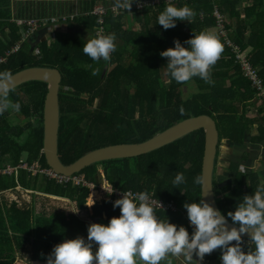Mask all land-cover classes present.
<instances>
[{
	"label": "trees",
	"instance_id": "obj_1",
	"mask_svg": "<svg viewBox=\"0 0 264 264\" xmlns=\"http://www.w3.org/2000/svg\"><path fill=\"white\" fill-rule=\"evenodd\" d=\"M241 1L244 0H176L173 4H186L195 16L191 23L178 21L176 27L167 30L157 24L165 2L117 17L109 13L105 16L107 34L116 36L117 45L110 61H92L83 53L86 41L79 34L68 32L56 34L55 39L41 42L37 48H32L26 41L20 51L0 65V71L15 74L35 66L59 69L62 74L59 154L65 165H71L85 154L105 146L144 142L181 120L202 114L216 120L220 141L224 138L222 124L227 122L224 136L242 142L245 126L237 127L236 116L244 97L237 96L243 94L237 81H247L244 84H248L246 91L249 96L257 93L251 82L244 78L233 48L225 42L231 40L246 56L249 52L251 61L256 66L261 65L262 70L259 71L264 78V60L260 57V54L264 55V0H253L252 5L246 6L245 19L240 18L238 5ZM215 8L229 19L226 23L227 38L217 28ZM8 16L6 13L4 18ZM255 16L257 18L253 20ZM125 17L136 22L140 30H124ZM97 20L92 15L81 16L72 25L95 33L99 26ZM0 26L2 32L5 26L10 27L8 37L0 38L1 58L21 40L22 35L15 23H0ZM249 28L253 36L247 41ZM205 30L216 33L223 51L210 69L213 83L194 78L190 82L196 83L199 91L187 99L183 88L190 82L178 84L165 75L167 58L161 57L160 53L174 47L175 40L183 43L195 32ZM106 66L109 69L104 74ZM231 69L239 77L232 85H227ZM93 71L96 75L92 74ZM165 77L169 84H166ZM47 92V82L31 81L11 94L10 98L19 102L21 108L13 120L11 110L0 115V168L8 165L18 167L23 163L33 165L35 162L42 168H50L44 153ZM242 113L247 117L244 111ZM204 140V130L200 129L163 148L135 157L134 162L131 158L104 161L76 174L84 175L88 182L99 185L102 169L108 182L116 189L153 192L158 198L176 201L181 206L180 212L156 210V214L165 221L185 226L191 234L193 229L187 225L184 203L198 202L202 197L201 185L195 184L194 180L202 174ZM177 173L185 176L181 189L172 184ZM247 176L236 172L233 184L224 188L215 184L216 197L226 194L225 200L218 201L225 215L230 210L234 211L245 195L254 193V187L244 191ZM249 177L254 180L256 175ZM89 195L88 186L60 184L53 178L33 174L24 168L11 175L0 174V264H47V257L56 244L79 237L75 226L83 219L88 221L87 224H107L113 216L120 215V209L114 208L109 200L88 206ZM38 200L42 204L40 211ZM73 206L79 210L77 215L69 212V207ZM244 250L248 251V248ZM220 254L217 249L206 255L215 260L220 258Z\"/></svg>",
	"mask_w": 264,
	"mask_h": 264
},
{
	"label": "clouds",
	"instance_id": "obj_2",
	"mask_svg": "<svg viewBox=\"0 0 264 264\" xmlns=\"http://www.w3.org/2000/svg\"><path fill=\"white\" fill-rule=\"evenodd\" d=\"M165 3L157 17V24L163 29L176 27L178 21L191 23L195 12L189 6H176L168 0ZM121 6L128 5L125 2ZM86 41L83 53L95 62L110 61L117 47L114 34L98 33ZM222 51L216 33L205 30L195 32L183 43L175 40L174 47L161 51L160 55L167 58L165 75L176 83L187 84L199 78L212 84L210 69ZM16 86L12 72L0 71V115L20 110V103L10 98ZM180 112L183 114V107ZM184 183L183 173H177L172 180L175 188ZM194 183L201 185L203 196L198 202L184 203L193 228L191 234L185 226L159 218L156 208L161 204L157 205L148 193L124 192L113 203L114 208L120 209L119 216H113L107 224H89L87 242L77 237L56 244L47 257V264H160L169 256H183L191 264L194 255L202 261L206 254L217 249L221 253V264H264V183L258 185L253 194L245 195L227 215L203 198L207 192L205 174L196 176ZM105 189L109 195L114 192V188ZM244 235L249 237L248 251L243 247ZM94 244L97 245L95 251Z\"/></svg>",
	"mask_w": 264,
	"mask_h": 264
},
{
	"label": "crops",
	"instance_id": "obj_3",
	"mask_svg": "<svg viewBox=\"0 0 264 264\" xmlns=\"http://www.w3.org/2000/svg\"><path fill=\"white\" fill-rule=\"evenodd\" d=\"M145 1H149V0H131V1H127L126 3H136V2H145ZM253 3H254L253 0H244L239 3L238 9L239 12L241 13V17H240L241 19L246 18V12L244 11V8L246 6L252 5ZM115 4H120V1L116 3V2H112L111 0H0V23L16 24V20L62 17V16H68L74 14H77L78 17L90 16L91 12L98 5L111 7L114 6ZM6 13L9 14L8 18H4V15ZM256 18L257 17L255 16L253 20H255ZM233 23L234 25L236 24L235 21ZM71 26H73L72 23L70 26L67 27L66 30L64 25H52L51 27H49V29H46L49 32V37L51 38H46L42 42L44 41L46 42L48 40L51 41V39L52 40L55 39V36L58 33L70 32L69 28ZM5 27L6 28L4 29V32H2L0 26V38H6L10 33V27L8 26ZM76 28L81 29V31L82 29L85 30L84 28L78 26ZM42 31H44V29H42L36 34H39L40 36V33ZM47 36L48 35H44V37ZM252 36L253 34L251 28H249L248 32L246 33V40L250 41ZM40 43H38L37 45H39ZM37 45L35 46V48L38 47ZM246 54L248 56H246L243 53H241V56L246 60L250 61L251 63H253V61H251L250 59L249 52ZM260 57L262 60H264V55L260 54ZM254 66L258 70L259 69L262 70V68L260 67L261 65L256 66L254 64ZM240 69L244 78L247 79L245 77L242 67ZM242 74L240 80L244 79ZM238 77L239 76L235 74V70L231 69L230 76L228 77L226 84L232 85L234 79H237ZM245 82L247 81L246 80L240 82L237 81V86H241V90L243 92V94L239 93L237 96L240 98L244 97V101H240L243 105L240 106V109L238 110L236 116L237 127L241 128L245 126L244 140L242 142H235L232 141L229 138V136L227 135L224 136V134H226L225 127H228L227 122H224L222 124L223 127L221 130L224 138H221L219 153L217 155L216 168H215V173L218 178V185H221L223 182H225L228 179H233V183H234L236 172H242L245 175H248L245 181L244 191L249 190L250 188L253 187L257 188L258 185L264 183V104L261 100L258 101L257 94L255 95L252 94L251 96H249V94L246 91V88H248V84H244ZM242 111H244L247 114V117H244ZM252 175H256L254 180L253 179L251 180V178L249 177ZM36 193L37 192H35V194ZM41 195L47 196L45 193H41ZM222 195L225 196L226 194H222ZM41 205L42 204L38 200L37 203L38 211H40L39 209ZM64 211L67 212L66 210ZM69 212L75 213L77 215L79 213V210L77 209V206H73L71 208L69 207ZM83 220L84 221L79 222V224L76 225L75 227L78 228L77 234L79 235V237H83L87 242L89 224H87L88 221H85V219ZM96 247L97 245L94 244L93 245L94 251ZM218 259L215 260L209 259V257L206 255L205 258L202 261H200L199 258L194 255V259L191 262V264H216ZM169 261L171 262V264H188V262L185 261L183 256L180 257L169 256L166 260L161 261L160 264H168ZM219 261L221 263V260Z\"/></svg>",
	"mask_w": 264,
	"mask_h": 264
},
{
	"label": "water",
	"instance_id": "obj_4",
	"mask_svg": "<svg viewBox=\"0 0 264 264\" xmlns=\"http://www.w3.org/2000/svg\"><path fill=\"white\" fill-rule=\"evenodd\" d=\"M70 25L71 24L64 25L66 30ZM76 27L77 26L75 25L71 26L69 28L70 32H75L77 34L80 33L79 36L85 41L89 36L95 37L90 31L86 29H82L81 31V29ZM46 29L49 28H45L44 31L40 33V36L39 34H34L28 40V43L32 48L46 38H49V32ZM44 35L48 36L44 37ZM108 69L109 67L106 66L104 74L107 73ZM14 76L17 81L16 88L31 81H43L48 84V92L44 104V153L49 167L56 173L65 176H72L96 163L145 155L176 142L194 131L202 129L205 133V140L201 175L205 174V188L207 191L203 198L214 207L221 210L215 194L216 185L214 177L221 141L217 122L212 116L202 114L184 119L144 142L105 146L85 154L71 165H65L59 154L61 72L57 68L35 66L23 69L15 73ZM232 183L233 179H228L221 185H218V187L222 188ZM201 196H203V190ZM228 223L230 227L233 226L231 220H228ZM244 237L248 236L244 235Z\"/></svg>",
	"mask_w": 264,
	"mask_h": 264
},
{
	"label": "built area",
	"instance_id": "obj_5",
	"mask_svg": "<svg viewBox=\"0 0 264 264\" xmlns=\"http://www.w3.org/2000/svg\"><path fill=\"white\" fill-rule=\"evenodd\" d=\"M162 2H165V0H149L145 2L127 3L128 5L127 7H122L121 6L122 3L115 4L114 6H111V7L98 5L94 8V10L90 14L92 16L97 17L98 18L97 22L99 23V26H97L94 34L95 36L98 33L107 35V28H106L107 24H106L105 16L108 15L109 13H112L115 17H117L125 13H130L134 10L142 11L146 6H150V5L155 6ZM168 2L174 3L176 2V0H168ZM214 15L217 18L218 30L220 31L222 36L227 38L228 32L226 28V23L228 20L226 16L221 11H219L217 8H215ZM77 17L78 15L74 14V15H68V16H62V17L16 20V24L18 25L19 31L22 35L21 40L12 49L6 51L5 55L0 58V65L2 63H5L8 57H10L12 54L20 51L22 49L23 44L26 41H28L32 35L38 33L42 29L49 28L52 25L71 24L74 22L75 19H77ZM225 43L227 46H230L233 48L237 56L236 57L237 62L242 67L245 77L251 82L253 88L256 90L258 101L261 100L264 104V80L261 77L259 70L250 61L246 60L245 58L241 56L239 47L236 44H234L231 40L227 39ZM37 53L39 54L40 52L37 51ZM19 168L27 169L28 171H31L33 174H37L36 172L38 171L39 174L45 175L46 177H49V178H53L60 184L73 183L75 185L88 186L90 187V195L95 192H99L98 198L92 200V203L94 204L98 202H103L105 200H109V202L113 204L116 199L121 198L124 192H128L132 195L140 193L139 191H135L132 189L130 190L116 189L111 185L109 189L114 188V192L111 195H109V193L104 188L103 184L100 183L99 185H95L94 183H90L85 179L84 175L74 174L72 176H65V175L56 173L51 168H42L38 166L37 164L32 167H29L27 163H23L19 165L18 167H13L11 165H8L6 168H0V174L11 175L13 173H17ZM101 178L102 179L104 178L105 180H107L103 172L101 173ZM99 188L105 191H99ZM148 195L150 199L156 202L157 205L161 204V206H158L156 208L157 211L174 212V213L181 211V209L179 208V206L174 200H164V199L156 197L154 193H149V192H148ZM220 200H225V196L221 195ZM187 225L188 227L193 229L192 226L190 225L189 219L187 220ZM243 240H244L243 247L248 248L249 237H243Z\"/></svg>",
	"mask_w": 264,
	"mask_h": 264
},
{
	"label": "rangeland",
	"instance_id": "obj_6",
	"mask_svg": "<svg viewBox=\"0 0 264 264\" xmlns=\"http://www.w3.org/2000/svg\"><path fill=\"white\" fill-rule=\"evenodd\" d=\"M111 1H112V2H116V3H117L118 1H120V3H123V2L131 1V0H111ZM71 4H72V2H71ZM131 17H132V16L130 15V19H132ZM132 21H133V20H132ZM132 21L128 20L127 17H126V18L123 20V22H124V23H123V29L126 30V29H129V28H132L133 30H140V28L137 26V23H136V22H132ZM49 38H51V37H49ZM164 74H165V73H164ZM164 80L166 81V84H169V79H168L167 77H165ZM198 91H199V90H198V87H197L196 83H194V82H190L188 85H185V87L183 88L184 96H185L187 99L192 98V96H193L194 94H196ZM11 111H12L11 119L13 120L14 118L17 117V114H18V113H17V111H14V110H11ZM218 153H219V151H218ZM133 158H134V159H133ZM133 158H131V160L134 162L135 157H133ZM34 165H36V163H34L33 165H29V164H28L29 167H32V166H34ZM100 171L103 172L102 169H100ZM214 177H215V184H218V178H217V176H216V173L214 174ZM101 184H103V186H104L105 188H108V189L111 187V184L108 183L107 180H105L104 178L102 179ZM99 191H105V190H102L101 188H99ZM150 193H153V192H150ZM95 195H96V193H93V194H91V195L89 196V199H87V203H88V204H92V202H91V198H93ZM154 195H155V194H154ZM217 200L220 201V198L217 197ZM175 202H176V201H175ZM176 203H177V202H176ZM177 205H178L179 208L181 209V206L179 205V203H177ZM219 260H220V259H218V261H217L216 264H221Z\"/></svg>",
	"mask_w": 264,
	"mask_h": 264
},
{
	"label": "bare ground",
	"instance_id": "obj_7",
	"mask_svg": "<svg viewBox=\"0 0 264 264\" xmlns=\"http://www.w3.org/2000/svg\"><path fill=\"white\" fill-rule=\"evenodd\" d=\"M95 193H96V195L93 198H91V201L98 198L99 192H95Z\"/></svg>",
	"mask_w": 264,
	"mask_h": 264
},
{
	"label": "flooded vegetation",
	"instance_id": "obj_8",
	"mask_svg": "<svg viewBox=\"0 0 264 264\" xmlns=\"http://www.w3.org/2000/svg\"><path fill=\"white\" fill-rule=\"evenodd\" d=\"M95 35V34H94ZM38 166H40V164L38 162H35ZM41 167V166H40ZM38 174V171L36 172ZM41 175V174H40Z\"/></svg>",
	"mask_w": 264,
	"mask_h": 264
}]
</instances>
